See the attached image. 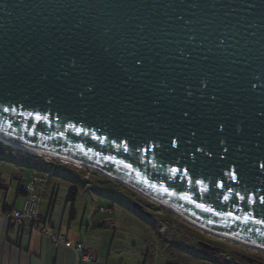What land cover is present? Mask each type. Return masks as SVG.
<instances>
[{"label":"water","instance_id":"water-1","mask_svg":"<svg viewBox=\"0 0 264 264\" xmlns=\"http://www.w3.org/2000/svg\"><path fill=\"white\" fill-rule=\"evenodd\" d=\"M0 138L264 249V0H0Z\"/></svg>","mask_w":264,"mask_h":264},{"label":"rangeland","instance_id":"rangeland-1","mask_svg":"<svg viewBox=\"0 0 264 264\" xmlns=\"http://www.w3.org/2000/svg\"><path fill=\"white\" fill-rule=\"evenodd\" d=\"M2 155L11 163L0 160V166L8 164L11 172L17 170L18 177L25 173L23 179L31 178L32 168L53 174L52 185L78 191L76 208L118 219L136 259L150 246L157 251L155 264H264V251L215 237L91 169L46 161L0 142ZM101 208L110 212L104 214Z\"/></svg>","mask_w":264,"mask_h":264},{"label":"crops","instance_id":"crops-1","mask_svg":"<svg viewBox=\"0 0 264 264\" xmlns=\"http://www.w3.org/2000/svg\"><path fill=\"white\" fill-rule=\"evenodd\" d=\"M0 160L11 163L4 155ZM3 165L0 166L5 189L0 193V264H155L157 251L150 246L139 259L133 256L118 219L90 214L76 208V203L71 205L69 187L52 185L53 174L32 168L31 178L23 179L25 173L18 177L17 170L11 172L8 164ZM30 186L38 203L41 226L38 232L21 230L5 216L7 206L18 210L24 207L26 197L19 195V191ZM55 234H65L74 245L83 244L85 252L55 246L51 241ZM88 254L93 261L84 259Z\"/></svg>","mask_w":264,"mask_h":264},{"label":"built area","instance_id":"built-area-1","mask_svg":"<svg viewBox=\"0 0 264 264\" xmlns=\"http://www.w3.org/2000/svg\"><path fill=\"white\" fill-rule=\"evenodd\" d=\"M26 193V202L22 209L18 210L14 207L7 206L5 208V216L11 222V224L17 226L21 230H28L31 232L41 231V226L38 219V203L36 197L32 194V188L27 187L24 189ZM102 213H109L110 210L101 208ZM51 241L55 246L63 245L67 248L75 249L77 252H85V246L83 244L74 245L65 234L52 235ZM84 259L88 262L93 261L91 255H86Z\"/></svg>","mask_w":264,"mask_h":264},{"label":"bare ground","instance_id":"bare-ground-1","mask_svg":"<svg viewBox=\"0 0 264 264\" xmlns=\"http://www.w3.org/2000/svg\"><path fill=\"white\" fill-rule=\"evenodd\" d=\"M0 142L3 143V144H5V145H7V146H9V147H11L12 149H14V150H16V151H22V152H24V153H28V154H31V155H33V156H36V157L42 158V159H44V160H46V161H50V162H58V163H60V164L62 163V164H65V165H75V166H78V167H84L83 165H80V164H78V163L72 162V161L67 160V159H61V158H58V157H53V156L46 155V154H44V153H40V152H36V151H32V150L27 149V148H25V147H23V146H20V145H18V144H16V143H12V142L6 141V140H4V139H2V138H0ZM85 168H86V167H85ZM87 168H88V169H91V170H93V171L96 172V170L93 169V168H90V167H87ZM108 177H109V176H108ZM109 178H112V177H109ZM122 184H124L125 186H127V187L131 188L132 190L136 191L137 193H139V194L142 195L143 197L149 199L151 202H153V203H155V204H158V205H160V206H162V207L168 209L169 211H171L172 213H174L176 216L180 217L181 219L185 220V221L188 222L189 224H191V225H193V226H195V227H197V228H199V229H201V230H203V231H205V232H207V233H209V234H211V235H213V236H215V237H218V238H220V239H222V240H226V241H230V242H236V243H239V244H243V245H245V246H252L253 248H256V249H259V250H261V251H264V249H261V248H259V247H256V246H253V245H250V244H247V243H244V242L238 241V240H236V239H233V238H230V237H227V236H224V235H221V234H218V233L212 232V231H210V230H207V229H205V228H203V227L197 225L196 223L192 222L191 220H189L188 218H186L185 216H183L182 214H180V213L177 212L176 210H174V209L170 208L169 206H167V205L161 203L160 201H158V200L154 199L153 197L147 195L146 193H144V192L138 190L137 188L132 187L131 185H129V184H127V183H123V182H122Z\"/></svg>","mask_w":264,"mask_h":264},{"label":"trees","instance_id":"trees-1","mask_svg":"<svg viewBox=\"0 0 264 264\" xmlns=\"http://www.w3.org/2000/svg\"><path fill=\"white\" fill-rule=\"evenodd\" d=\"M94 175H98V174L94 172ZM4 190H5V189L3 188L2 180L0 179V193H1L2 191H4ZM19 195H24L25 197L27 196L26 193L24 192V190H20V191H19ZM77 196H78V191L75 190V189H70V191H69V196H68V202H69L71 205H74V204L76 203ZM73 214H74V211H73Z\"/></svg>","mask_w":264,"mask_h":264},{"label":"snow or ice","instance_id":"snow-or-ice-1","mask_svg":"<svg viewBox=\"0 0 264 264\" xmlns=\"http://www.w3.org/2000/svg\"><path fill=\"white\" fill-rule=\"evenodd\" d=\"M242 199V198H241Z\"/></svg>","mask_w":264,"mask_h":264}]
</instances>
